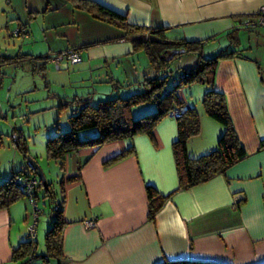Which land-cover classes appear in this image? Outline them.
I'll return each instance as SVG.
<instances>
[{
    "label": "crops",
    "instance_id": "1",
    "mask_svg": "<svg viewBox=\"0 0 264 264\" xmlns=\"http://www.w3.org/2000/svg\"><path fill=\"white\" fill-rule=\"evenodd\" d=\"M7 1L0 0V28L24 27L22 42L34 43L19 53L42 57L80 49L81 62L75 70L80 77L69 82L81 88L74 96L89 95L92 103L98 101L99 91L115 90L111 84L115 79L127 86L151 75L147 60L142 67L136 62L140 52H133L122 30L69 1L9 0L10 5ZM92 1L126 16L131 24L167 27L169 38L204 41L205 58L221 50L237 51L236 56L218 61L213 87L226 98L247 156L224 174L178 189L171 148L177 123L171 116L155 126L152 136L137 134L72 152L63 162L60 186L61 254H49L45 246L53 219L40 217L35 203L19 199L0 210V264H20L28 258L15 259L12 252L30 238L29 203L38 214L32 238L35 256L28 264H264V28L248 29L244 24L255 19L264 0ZM61 62L56 69L61 64L68 69L69 62ZM195 65L192 62L186 69ZM95 83L107 85L100 88ZM209 88L194 83L178 91L200 116V133L187 143L192 156L214 149L223 132L201 105ZM131 145L132 153L105 164ZM147 185L166 197L153 220L148 219ZM88 221L94 225L88 227Z\"/></svg>",
    "mask_w": 264,
    "mask_h": 264
},
{
    "label": "trees",
    "instance_id": "2",
    "mask_svg": "<svg viewBox=\"0 0 264 264\" xmlns=\"http://www.w3.org/2000/svg\"><path fill=\"white\" fill-rule=\"evenodd\" d=\"M67 1L76 9L86 11L93 18L122 30V38L131 42L133 52H144L151 75L144 74L141 80L135 82V85L137 84L142 88L141 91L133 92L125 97L118 95L114 98L98 100L95 105L90 102L89 95L74 96L68 101L69 104L75 107L73 113L68 117L69 129L49 137L45 143L47 158L57 162L61 171L64 169L63 162L66 156L79 149L100 147L116 140L130 139L137 134L152 136L155 126L174 109H182L175 118L177 139L171 145L178 177V189L191 188L207 182L217 174H224L229 167L247 156V152L241 145L234 129L226 98L222 92L213 87L215 68L218 61L236 56L237 51L221 50L215 56L205 58L202 55L204 43L202 40L189 41L184 38H169L166 35L167 27L131 24L127 21L126 16L107 9L92 0ZM256 13L254 17H256ZM16 29H18V36L25 31V28L21 26L16 27ZM231 41L235 43L233 40ZM70 49L80 50L72 47L54 55L42 57L19 53L18 58H21V60L11 62L17 63L18 66L24 69L45 71L47 70L46 63L48 61L52 62L55 55ZM181 51L183 52L181 53ZM188 53L197 55L196 65L182 71L174 84L165 88L170 74V64L174 59ZM57 67L55 66V68ZM115 82H111L112 86L115 85ZM194 83L210 87L203 94L201 105L204 112L223 127V132L217 140L216 147L198 156H192L189 153L187 143L190 138L200 133V116L194 107L187 106L178 96L180 89ZM147 103H154L156 110L138 118L133 117L134 108ZM18 148L25 152L23 145L18 146ZM133 151L131 145L122 153L108 159L105 164L109 165ZM29 172L21 170L12 172L8 179L0 182V210L7 209L22 197H27L25 192L26 182L37 179L34 171L29 169ZM62 183L63 177H61L60 186ZM47 184L48 188H44L38 181L33 191L34 197L36 196L35 190L39 187L44 188L45 196H53L48 181ZM146 194L148 198V219L153 220L166 197L159 195L153 187L148 185L146 186ZM53 215L55 218L45 234V246L49 254L58 256L61 254V230L64 224L59 203H56ZM30 238L20 242L18 247L13 250V258H26L28 256L34 258L35 242L32 239L33 237L30 236ZM163 264L213 263L180 261L164 262Z\"/></svg>",
    "mask_w": 264,
    "mask_h": 264
},
{
    "label": "rangeland",
    "instance_id": "3",
    "mask_svg": "<svg viewBox=\"0 0 264 264\" xmlns=\"http://www.w3.org/2000/svg\"><path fill=\"white\" fill-rule=\"evenodd\" d=\"M10 4L11 2L7 3ZM13 27L0 28V182L8 179L12 172L18 170L30 173L27 159H34L53 193V196H45L44 188H36L34 207L41 210L40 217L45 216L54 220V208L62 197L59 183L63 173L57 162L47 158L45 143L49 137L69 129L68 117L75 107L68 101L81 89L79 83L72 84V87L69 82L77 80L80 76L75 71L77 64H72L66 59L63 60L69 62L68 69L61 64V68L57 70L54 64L48 61L46 63L48 70L45 71L24 69L17 63L11 62L20 61L19 51L23 52L34 44L32 41L23 43L22 35L14 34L16 28ZM146 60L144 52H140L136 58L140 67L146 65ZM194 60L197 62V55L192 53L174 59L170 64V74L165 88L173 85L180 73L187 70L192 62L196 64ZM87 83L91 81L88 79ZM122 84L120 79V82L116 81L115 85L113 84L115 87L113 92H109L110 89L99 91L101 95H98V100H106L118 95L125 97L142 90L135 83L127 86ZM104 85L107 84L95 83V86L100 88ZM109 85L108 87L111 88V84ZM118 86L121 88L119 89ZM85 88L87 92L89 89ZM96 102L93 101V105ZM155 110L154 103L143 104L134 108L133 117L138 118ZM20 145L25 147V152L18 148ZM20 199L29 202L27 197ZM29 206V213H32V204L29 203Z\"/></svg>",
    "mask_w": 264,
    "mask_h": 264
},
{
    "label": "built area",
    "instance_id": "4",
    "mask_svg": "<svg viewBox=\"0 0 264 264\" xmlns=\"http://www.w3.org/2000/svg\"><path fill=\"white\" fill-rule=\"evenodd\" d=\"M244 24L247 27H263L264 28V5H262L257 10L256 17L254 20H248V21L244 22ZM15 33L18 35V29H16L14 31V34ZM63 59L70 61V63H72V64H78L81 62L80 51L70 49L64 53L57 54L52 58V62L57 67L58 63ZM181 111H182V109H174L168 114V116L176 118L180 114ZM37 182H38L37 179H31V180L27 181L25 184V186H26L25 192L27 194L28 199L30 200V202L32 204L34 203L33 191H34V188H35ZM37 214H38L37 210H34L33 211V223H32V225H30V227L28 229L31 237L34 236V232H35L34 226L36 223ZM86 225L88 227H92L94 225V223L92 221H88L86 223ZM31 259H32L31 256H28V258L26 260H24L23 262H21L20 264H28L29 261H31Z\"/></svg>",
    "mask_w": 264,
    "mask_h": 264
},
{
    "label": "water",
    "instance_id": "5",
    "mask_svg": "<svg viewBox=\"0 0 264 264\" xmlns=\"http://www.w3.org/2000/svg\"><path fill=\"white\" fill-rule=\"evenodd\" d=\"M183 51H181L182 53ZM27 165L28 168L32 171H34L35 176L37 177V180L43 185L44 188H48V184L47 181L44 177V174L42 172V170L40 169L39 165L36 163V161H34V159H27Z\"/></svg>",
    "mask_w": 264,
    "mask_h": 264
}]
</instances>
